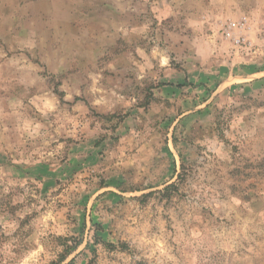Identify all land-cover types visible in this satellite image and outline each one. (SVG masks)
<instances>
[{"label":"rangeland","instance_id":"rangeland-1","mask_svg":"<svg viewBox=\"0 0 264 264\" xmlns=\"http://www.w3.org/2000/svg\"><path fill=\"white\" fill-rule=\"evenodd\" d=\"M71 1L0 45V264H264V0Z\"/></svg>","mask_w":264,"mask_h":264},{"label":"crops","instance_id":"crops-1","mask_svg":"<svg viewBox=\"0 0 264 264\" xmlns=\"http://www.w3.org/2000/svg\"><path fill=\"white\" fill-rule=\"evenodd\" d=\"M60 3L61 0H0V45L7 47L15 43L16 39H19L18 42L31 43V30L37 29L31 23L30 16L33 13L36 15L35 19L44 13L46 16L42 19L53 21V25L49 24L47 29H64L69 32L79 29V12L74 8V3L71 1L65 7H60ZM81 13L86 14V11ZM86 20L94 22L89 17ZM87 26L93 28L95 25ZM76 43L80 44L79 41Z\"/></svg>","mask_w":264,"mask_h":264}]
</instances>
